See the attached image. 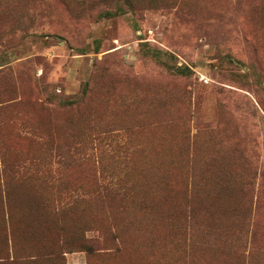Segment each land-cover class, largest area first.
Returning a JSON list of instances; mask_svg holds the SVG:
<instances>
[{
    "label": "rangeland",
    "instance_id": "374dc122",
    "mask_svg": "<svg viewBox=\"0 0 264 264\" xmlns=\"http://www.w3.org/2000/svg\"><path fill=\"white\" fill-rule=\"evenodd\" d=\"M0 264H264V0H0Z\"/></svg>",
    "mask_w": 264,
    "mask_h": 264
}]
</instances>
